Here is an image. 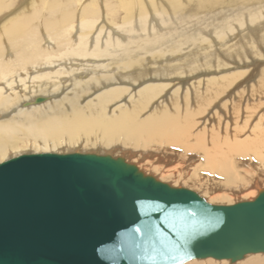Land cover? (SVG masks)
Returning a JSON list of instances; mask_svg holds the SVG:
<instances>
[{"label": "bare ground", "instance_id": "6f19581e", "mask_svg": "<svg viewBox=\"0 0 264 264\" xmlns=\"http://www.w3.org/2000/svg\"><path fill=\"white\" fill-rule=\"evenodd\" d=\"M74 150L122 156L210 203L252 199L264 0H0V162Z\"/></svg>", "mask_w": 264, "mask_h": 264}, {"label": "water", "instance_id": "95a60500", "mask_svg": "<svg viewBox=\"0 0 264 264\" xmlns=\"http://www.w3.org/2000/svg\"><path fill=\"white\" fill-rule=\"evenodd\" d=\"M256 253H264V187L215 204L109 153L0 162V264H232Z\"/></svg>", "mask_w": 264, "mask_h": 264}, {"label": "rangeland", "instance_id": "374dc122", "mask_svg": "<svg viewBox=\"0 0 264 264\" xmlns=\"http://www.w3.org/2000/svg\"><path fill=\"white\" fill-rule=\"evenodd\" d=\"M198 192V191H197ZM199 193V192H198ZM201 195V194H200ZM202 196V195H201ZM205 198V197H204ZM206 199V198H205ZM236 200H238V198L236 199ZM235 203V202H234ZM196 260H202V259H196ZM214 260V259H213ZM216 261H218V260H216ZM226 264H229L227 261H226ZM232 264H235V263H232Z\"/></svg>", "mask_w": 264, "mask_h": 264}]
</instances>
